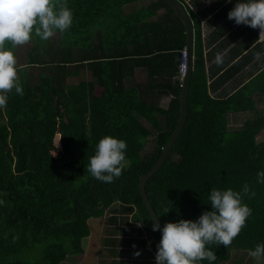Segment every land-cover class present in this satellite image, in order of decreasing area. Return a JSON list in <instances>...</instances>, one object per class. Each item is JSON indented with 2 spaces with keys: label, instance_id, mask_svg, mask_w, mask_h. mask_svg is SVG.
Here are the masks:
<instances>
[{
  "label": "trees",
  "instance_id": "16d2710c",
  "mask_svg": "<svg viewBox=\"0 0 264 264\" xmlns=\"http://www.w3.org/2000/svg\"><path fill=\"white\" fill-rule=\"evenodd\" d=\"M141 1L67 0L71 27L57 30L56 41L33 33L25 63L17 62L24 94L13 90L0 109V264H68L69 256L84 253L106 214L100 264H109L106 256L111 264H156L161 234L152 230L139 183L179 124L180 53L188 37L167 0ZM236 2L218 0L222 8L213 21L221 24L205 39L199 17L185 5L194 29L187 121L146 184L162 227L211 211L212 188L242 192L249 186L242 202L252 215L228 248L213 246L214 264H254L249 250L264 243V183L257 176L264 171V40L259 29L228 19ZM137 73L140 80L127 87ZM98 95H118L104 125L93 113ZM246 113L251 117L240 127L231 126ZM106 135L127 142L123 174L112 183L86 169ZM31 167L34 174L27 173ZM32 250L40 257L28 259Z\"/></svg>",
  "mask_w": 264,
  "mask_h": 264
},
{
  "label": "clouds",
  "instance_id": "9594fccd",
  "mask_svg": "<svg viewBox=\"0 0 264 264\" xmlns=\"http://www.w3.org/2000/svg\"><path fill=\"white\" fill-rule=\"evenodd\" d=\"M227 2L231 3L232 0ZM185 5L188 4L185 2ZM228 19L236 25L259 29V41L264 40L261 39L264 36V0H237L228 12ZM72 23L73 12L67 0H0V109L7 106L13 90L21 96L24 94L12 48L28 44L33 39V33L47 41L57 30L61 33L67 31ZM6 43L12 47L6 48ZM260 55L257 53L256 57ZM222 62L223 54L217 53L215 63L220 65ZM126 150L125 140L104 136L96 145L94 155L89 157L86 166L88 173L102 183H112L123 174ZM257 176L258 182L264 183V171L258 172ZM249 191L247 184L242 192L232 188H212L208 197L211 211L203 212L197 220L180 219L165 223L155 255L156 264H201L202 261L214 264L217 256L212 250L213 246L228 248L247 226L252 209L242 201L243 195L249 194ZM254 196L253 191L251 197ZM158 218L152 224L153 231L160 230ZM137 226L142 227V224ZM140 254L137 251L134 256ZM248 254L256 261L264 260V243L255 245Z\"/></svg>",
  "mask_w": 264,
  "mask_h": 264
},
{
  "label": "rangeland",
  "instance_id": "374dc122",
  "mask_svg": "<svg viewBox=\"0 0 264 264\" xmlns=\"http://www.w3.org/2000/svg\"><path fill=\"white\" fill-rule=\"evenodd\" d=\"M146 0L141 1L139 4H143L145 3ZM185 6V4H183ZM139 6H136L135 8H137ZM52 40H57V35L54 34L51 37ZM30 44H25L23 46H18L16 48V59L18 64H24L26 61V52L29 49ZM30 71L32 74L36 75L39 71L38 68H30ZM140 77H142V74H138L137 76H135L132 79H128L127 81V85H132V83L134 81H139ZM69 83H77L78 80L75 78H69L68 80ZM118 95H113L110 99L108 100H104L102 97H100L98 95V97H96L95 103H94V115L96 116V118L98 119L99 123L101 125H104L113 109L114 103H115V99ZM168 102V100H165L163 102L164 105H166ZM251 117L250 114L246 113V114H239L238 118H240V121L238 123H235L233 125H231L232 127L236 126L237 128L240 127L245 120L249 119ZM145 125L147 126V123L145 122ZM235 127V128H236ZM54 143L56 144V146L60 147V136H57ZM150 144L147 145L146 149L148 150L150 148ZM30 171L27 172L29 174H34L35 169L33 167H31V169H29ZM12 171H16V169H13ZM17 173H20L19 171H17ZM107 215L109 216V214H106L105 218L103 220L100 221L99 226L96 228V225H94V229L92 234H96L95 236H91L89 239H87L85 246H84V253L81 254H75L72 256H69L67 258V263L68 264H100L101 258L99 256V254L97 255L98 250L103 248V240L106 237V235L108 234V230H107ZM108 236V235H107ZM119 236V235H117ZM41 255L40 251L37 250H32L30 252V255L28 256V259L30 260H35L37 258H39ZM25 256V255H24ZM103 260H106L109 262V264H111L113 261L111 259V257L106 256L103 257ZM254 264H264V261H256L254 262Z\"/></svg>",
  "mask_w": 264,
  "mask_h": 264
},
{
  "label": "water",
  "instance_id": "95a60500",
  "mask_svg": "<svg viewBox=\"0 0 264 264\" xmlns=\"http://www.w3.org/2000/svg\"><path fill=\"white\" fill-rule=\"evenodd\" d=\"M174 8L175 12L177 15H179L183 22L185 23L186 30H187V37H188V70L185 75L184 79V84H183V89H182V95H181V118L179 120V124L177 126L176 131L174 132L173 136L169 140L168 144L164 148L159 160L155 164V166L146 174L141 175L140 177V191L142 195V199L145 203L146 208L148 209L151 218L153 219L154 223L157 222V214L155 210L153 209L147 195L146 191V184L147 182L155 175V173L162 167L164 164L166 157L168 156L171 148L173 147L174 143L178 139L180 133L182 132V129L187 121V116H188V110H189V87H190V82H191V76H192V71L194 68V29L192 25V20L190 18L189 13L186 11L185 7L179 0H167ZM158 222L160 224V234L162 235V225L158 219Z\"/></svg>",
  "mask_w": 264,
  "mask_h": 264
},
{
  "label": "crops",
  "instance_id": "0c3cea01",
  "mask_svg": "<svg viewBox=\"0 0 264 264\" xmlns=\"http://www.w3.org/2000/svg\"><path fill=\"white\" fill-rule=\"evenodd\" d=\"M186 3L192 7L191 11L199 17L203 32L202 33L203 38L205 39L210 33L216 34L217 28L221 23L217 21H213V19L215 18L214 16L218 13V11L221 10L222 8L221 5H218V0H211V2H207V0H189L186 1ZM214 47L216 46L214 45ZM134 77L132 76L129 78L132 79ZM127 82L128 81H126L127 87H131L135 83L133 82L132 85H127ZM165 100H169V99L166 97L161 99L162 105H164L163 102Z\"/></svg>",
  "mask_w": 264,
  "mask_h": 264
},
{
  "label": "built area",
  "instance_id": "2783aa9c",
  "mask_svg": "<svg viewBox=\"0 0 264 264\" xmlns=\"http://www.w3.org/2000/svg\"><path fill=\"white\" fill-rule=\"evenodd\" d=\"M263 38L261 36V39H263ZM180 54H181V56H180L179 68H180L181 79L184 80L185 75H186L187 70H188V58H189V56H188L187 48L182 50Z\"/></svg>",
  "mask_w": 264,
  "mask_h": 264
},
{
  "label": "bare ground",
  "instance_id": "6f19581e",
  "mask_svg": "<svg viewBox=\"0 0 264 264\" xmlns=\"http://www.w3.org/2000/svg\"><path fill=\"white\" fill-rule=\"evenodd\" d=\"M184 6V5H183Z\"/></svg>",
  "mask_w": 264,
  "mask_h": 264
}]
</instances>
